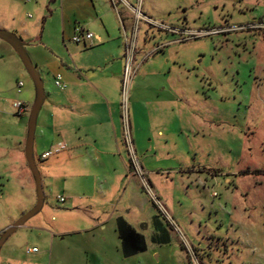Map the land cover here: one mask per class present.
<instances>
[{"label":"rangeland","instance_id":"374dc122","mask_svg":"<svg viewBox=\"0 0 264 264\" xmlns=\"http://www.w3.org/2000/svg\"><path fill=\"white\" fill-rule=\"evenodd\" d=\"M3 1L0 31L28 45L26 53L43 84L33 153L45 201L3 245L0 264H264V0H126L168 27L235 30L182 41L140 21L132 62L138 69L126 116L117 88L120 128L112 131L101 124V130L88 120L83 130L76 119L72 132L40 124L47 110L52 114L57 105L67 108V89L76 91L75 103L84 93L66 80L67 69L47 65L56 60L73 69V62L87 74L85 65L109 56V69L120 72L121 80L124 34L130 39L133 15L121 4L114 10L110 0L97 2L105 15L101 30L99 21L87 27L98 40L92 51L64 41L70 37V31L63 35L61 29L62 11L70 20L63 9L66 0ZM58 75L63 89L54 86ZM17 82L23 83L20 95L9 89ZM5 87L9 93L1 91ZM87 94L91 99L88 95L84 102L106 116L109 101L91 89ZM0 95L28 104L23 117L9 103L4 108L12 121L21 123L20 145L15 123L0 124L1 231L36 203L24 158L33 85L2 42ZM106 137L108 143H100ZM57 143L66 150L40 161ZM108 144L114 156L101 155ZM129 146L149 192L131 174ZM122 223L142 237L145 252L124 257ZM31 248L37 253L27 254Z\"/></svg>","mask_w":264,"mask_h":264},{"label":"crops","instance_id":"0c3cea01","mask_svg":"<svg viewBox=\"0 0 264 264\" xmlns=\"http://www.w3.org/2000/svg\"><path fill=\"white\" fill-rule=\"evenodd\" d=\"M1 1L3 2L1 4H5L3 0H1ZM8 1H10V0H8ZM66 1H67L66 6L64 8L62 6V8L64 10H66L67 13H70V16H69L70 20L65 16L64 11H62L61 29H62L63 35H64V32L66 29H67V31H70V37H67L66 40L64 39V41H66L68 43H72L71 42V36L73 34L74 28L77 25H80L86 31L92 33L91 31L88 30L87 27L89 25H91L93 22L99 21L100 24H98L97 27L99 30H101V28H102L101 18H102V16L105 15V13L104 14L101 13L100 10L98 9V7L101 8L102 3H100V5H98L97 2H100L101 0H66ZM62 8H61V10H63ZM124 19H125L124 21L126 23V26L127 27L131 26V20H130L129 15H125ZM124 21H123L122 27H121L122 30H124L123 29ZM123 32L126 33L125 30ZM107 38H108V40L110 39L108 34H107ZM78 45L83 46V48H82L83 50L92 49V51H94L95 49H97L99 47L98 46V40L95 39L94 34H93V39L90 42L85 43V45H83V44H78ZM95 45H97V46L95 48H93ZM73 50L76 51V53H74V54H77V52L79 51L76 49H73ZM95 54H96V58H97L99 55H97V53H95ZM114 56L115 55H113V57ZM100 58H101V62H98L97 64L92 63L91 65L90 64L85 65V66H87L86 67L87 68L86 69L87 74H84L83 71H80L79 69H77L74 66L73 62H71L73 65V69H71L70 64L62 63V61L56 62V60L50 61V63L47 65L48 68L58 70L59 67L61 66L62 69L63 68L67 69L68 70L67 73L69 76H66V80H68V82L70 84H72L75 88H79V90H82V92H84V93H81L82 95H80L81 96V97H79L80 99L78 100L77 103H75L77 100V97L75 96L76 91L71 93L67 89V92H66L67 95L63 98L66 100L65 103H66L67 108H64L62 106L57 105V107L55 108V113L53 111L52 114H49L50 109L47 110V112H45L44 115L41 117L40 124L42 127H49L51 129L62 128V130L64 129L66 131L72 132L76 129L75 120L78 119L79 123L77 125L78 126L80 125V128L83 130H86L85 124L88 120H91V121L93 120L92 123L93 122L96 123L100 127L101 130L104 128V126H102L101 124H104L105 126L111 127L112 131H114V129L116 131V129L120 128V126L118 124L119 123L118 122L119 107H118V101H117V95H118L117 88H119L120 81H121L120 75H119L120 72L115 73V72L110 71L109 68L112 67V65H110V67H109L108 61H109V58H112V57L108 56V59L106 61H103L102 57H100ZM114 66L116 67L115 64H114ZM93 68H104V69L107 68V69H105V70L102 69V71L99 72L97 70H94ZM106 74H109V75L105 76ZM65 86H67L66 83H65ZM9 89L13 92V94L20 95V93H21V91H20V93L17 92L16 85H14V84H11L9 86ZM90 89L92 91H94L97 94V96L100 95V96H102V98L107 99L109 101V102H107L108 105L106 107V112H105L106 116H103L99 112L92 111L91 102L89 104L84 102L85 99L89 95V94H87V91ZM7 90H8V88L5 87L1 91L5 92V93H9V92H6ZM84 90H86V92ZM7 98H9V96H6L5 98H3L0 95V105H1L0 106V124L2 123L4 125H7V124L11 125V124L15 123L17 128L14 130V133L18 139V144L20 145L21 139L23 138V135H22L23 129L21 128V123H19L17 121H12V116L8 115L4 111V108L6 107L5 106L6 103H9L10 110L12 112H15V111H13L14 109H13L12 105L14 102H17V100H11V97L9 99H7ZM29 98H30V95L28 96V101H29ZM89 99H91L90 95H89ZM22 103L25 104V110H27L28 109L27 101H26V103L25 102H22ZM85 109H88L89 111H85ZM15 115H16V113H15ZM17 117H23V114L21 116H17ZM38 117H39V115H38ZM36 127H37V124H36ZM105 128L107 130V127H105ZM25 136H26V134H25ZM107 141H108V138L106 137L104 139V141H100V143L104 142L106 144V143H108ZM24 144H25V141H24ZM58 144H60V143H57L56 146ZM116 147H117V145H116ZM105 148H108V149L103 150L101 152V155H103V156H114L113 155L114 151L109 149V148H113L111 145L108 144V146L106 145ZM64 151H62V152H64ZM52 156H54V155H52ZM112 210L113 209H111L110 212H112ZM3 230H1V231H3Z\"/></svg>","mask_w":264,"mask_h":264},{"label":"built area","instance_id":"2783aa9c","mask_svg":"<svg viewBox=\"0 0 264 264\" xmlns=\"http://www.w3.org/2000/svg\"><path fill=\"white\" fill-rule=\"evenodd\" d=\"M112 7L114 8V10L116 9L117 4H121L123 7H125L126 9H128L131 14L133 15V19H134V26L132 28V33L130 36V39H128L127 35L124 34V64H123V70H122V75H121V81H120V99H121V108L122 111L125 115L126 112V108H127V102H128V91H129V87L132 81V78L134 77V74L136 72V70L138 69V67H136L135 69L132 68V62L134 60L135 57V40H136V34L138 33V24L140 21L144 22L147 26L152 27V28H156L158 30H163L166 33H169L171 35H176V36H180L184 41L187 39H195L196 37H208V36H213L216 34H221L224 33L225 31H234V28H216V29H211V30H198L195 31L193 29H190L188 27H185L184 25L180 26V27H168L166 25H163L161 23H157L147 17H145L140 10V5L137 4V6L135 8L131 7L130 5H128V3L126 2V0H110ZM237 30H240L241 28L236 27ZM93 39V34L86 31L84 28H82L80 25H77L74 30H73V34L71 36V42L73 44H83L85 45V43L90 42ZM179 41H175V42H180ZM159 47H156L155 50H157ZM152 52L146 54L145 56H143L141 62L145 59L148 58L149 55H151ZM54 85L56 88L59 89H63L64 86L62 84V79L61 77L58 75L56 76L55 80H54ZM23 88V83L22 82H17L16 84V90L18 93H20L21 89ZM15 113L17 116H21L23 113H25V104L22 102H14L12 105ZM129 153L131 156V167H132V171L131 174L133 176H137L140 181L142 182L143 185V189L146 192H149V189L147 187V185L145 184L144 180H143V172L141 170V167L139 166L138 162L135 160L134 155L132 154V150L129 146ZM65 147L61 144H58L55 149L53 151H48L45 152L43 154L40 155L39 159L40 161H46L47 159H49L52 155L55 154H59L60 152L64 151ZM153 201L155 202V204L158 205L157 201L152 198ZM59 202L63 203L64 200L63 199H58ZM27 254H35L37 253V250L34 248L28 249Z\"/></svg>","mask_w":264,"mask_h":264},{"label":"water","instance_id":"95a60500","mask_svg":"<svg viewBox=\"0 0 264 264\" xmlns=\"http://www.w3.org/2000/svg\"><path fill=\"white\" fill-rule=\"evenodd\" d=\"M0 42L6 44L12 50V52L17 56L33 85L34 98L26 125L24 158H25L26 166L33 180L34 189H35V198H36L35 206L30 211H28L26 214L21 216L18 220H16L13 224H11L9 227H7L1 232L0 234V251H1L6 241L28 220L36 216L41 211L45 201V197L41 187V178L35 164L34 153H33L34 134L36 130L37 118L41 110V107L45 101V95H44L42 81L38 76L28 54L26 53L25 48L28 45L23 43L14 34L1 32V31H0Z\"/></svg>","mask_w":264,"mask_h":264},{"label":"trees","instance_id":"16d2710c","mask_svg":"<svg viewBox=\"0 0 264 264\" xmlns=\"http://www.w3.org/2000/svg\"><path fill=\"white\" fill-rule=\"evenodd\" d=\"M119 233L122 239V245L124 249L123 255L125 258L145 252V246L142 241V237L127 227L124 223L120 225ZM180 249L182 251L184 250L182 246Z\"/></svg>","mask_w":264,"mask_h":264},{"label":"flooded vegetation","instance_id":"af4514ba","mask_svg":"<svg viewBox=\"0 0 264 264\" xmlns=\"http://www.w3.org/2000/svg\"><path fill=\"white\" fill-rule=\"evenodd\" d=\"M186 27V26H185Z\"/></svg>","mask_w":264,"mask_h":264}]
</instances>
